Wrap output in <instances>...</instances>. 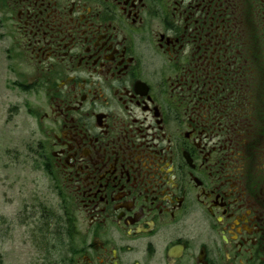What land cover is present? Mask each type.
<instances>
[{
  "label": "flooded vegetation",
  "instance_id": "1",
  "mask_svg": "<svg viewBox=\"0 0 264 264\" xmlns=\"http://www.w3.org/2000/svg\"><path fill=\"white\" fill-rule=\"evenodd\" d=\"M0 40L69 264H264V0H0Z\"/></svg>",
  "mask_w": 264,
  "mask_h": 264
},
{
  "label": "rangeland",
  "instance_id": "2",
  "mask_svg": "<svg viewBox=\"0 0 264 264\" xmlns=\"http://www.w3.org/2000/svg\"><path fill=\"white\" fill-rule=\"evenodd\" d=\"M4 48L0 40V264H69L72 243L36 153L32 95L15 85Z\"/></svg>",
  "mask_w": 264,
  "mask_h": 264
},
{
  "label": "trees",
  "instance_id": "3",
  "mask_svg": "<svg viewBox=\"0 0 264 264\" xmlns=\"http://www.w3.org/2000/svg\"><path fill=\"white\" fill-rule=\"evenodd\" d=\"M66 222H67V225H68V223H70V224H71V220H69V219H67V221H66Z\"/></svg>",
  "mask_w": 264,
  "mask_h": 264
}]
</instances>
